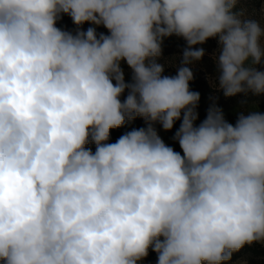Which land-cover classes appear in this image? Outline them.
Segmentation results:
<instances>
[{
    "label": "clouds",
    "instance_id": "clouds-1",
    "mask_svg": "<svg viewBox=\"0 0 264 264\" xmlns=\"http://www.w3.org/2000/svg\"><path fill=\"white\" fill-rule=\"evenodd\" d=\"M240 3L0 0L2 264H141L149 249L157 264H230L264 246V113L233 125L210 97L197 125L189 84L194 46L216 38L213 87L264 94V9L246 18ZM171 36L187 45L175 76L158 62ZM137 117L146 127L108 142ZM176 121L183 154L156 128Z\"/></svg>",
    "mask_w": 264,
    "mask_h": 264
},
{
    "label": "rangeland",
    "instance_id": "rangeland-1",
    "mask_svg": "<svg viewBox=\"0 0 264 264\" xmlns=\"http://www.w3.org/2000/svg\"><path fill=\"white\" fill-rule=\"evenodd\" d=\"M238 8H244L246 10V18L260 20L262 12L264 9V0H241V3L238 5ZM57 27L75 32L76 26L73 24L71 18L67 15H63L62 19L57 22ZM90 23H85L83 25V30L92 27ZM98 33L108 34V30L103 26L97 27ZM186 41L183 38L176 36H171L164 38L163 42V55L162 58L158 61L159 63L166 64L165 75L175 76L177 72L176 65L180 63V56L182 55L183 49L186 47ZM196 48L202 47L205 49V56L203 59L198 62L193 68L194 79L189 82L190 90L200 93V102L198 106L199 119L196 121L198 125L202 122L207 115V109L212 103L210 97H217V105L223 110L225 119L235 124L239 112H247L259 110L264 113V94L253 95L248 94H238L234 97H225L222 90H217L213 87V81L217 75L216 67L212 59L214 54H217L218 39L210 38L203 45H196ZM258 70L264 71V61L262 64L257 66ZM122 68L125 73V80L129 82L131 80L132 72L131 69L127 66L126 62H122ZM127 90L124 95L121 97L123 100L126 98ZM181 121H176L174 127L171 131H164L159 124L156 125V128L159 132V135L164 140V142L172 147L175 151L182 153V150L179 146V143L173 139L175 131L179 128ZM146 127L145 121L142 118L137 117L134 121L130 122L129 130H121L118 132L113 129L110 130V140L108 142L114 143L121 135L131 131L132 129H139ZM87 147L95 151V145L89 144ZM264 247L260 244H254L252 247ZM239 253V254H238ZM239 255L236 257L235 255ZM246 261L247 264H264V256H254L247 250V246L244 247L240 252L233 254L232 261L230 264H242ZM2 264V262H0ZM141 264H157V254L149 249V255L141 262Z\"/></svg>",
    "mask_w": 264,
    "mask_h": 264
},
{
    "label": "trees",
    "instance_id": "trees-1",
    "mask_svg": "<svg viewBox=\"0 0 264 264\" xmlns=\"http://www.w3.org/2000/svg\"><path fill=\"white\" fill-rule=\"evenodd\" d=\"M130 128V122L129 123H126L124 126L118 128V129H113L114 131L118 132L121 131V130H129ZM247 250L253 254L254 256H257V257H261V256H264V247H252V246H247ZM236 254V253H235ZM239 254V253H238ZM235 255L236 257H238L239 255Z\"/></svg>",
    "mask_w": 264,
    "mask_h": 264
}]
</instances>
